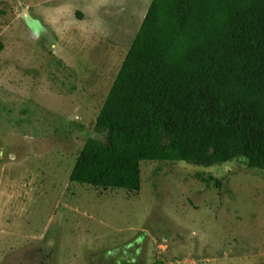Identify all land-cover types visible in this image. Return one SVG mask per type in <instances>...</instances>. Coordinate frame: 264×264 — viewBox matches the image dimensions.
I'll list each match as a JSON object with an SVG mask.
<instances>
[{
	"label": "rangeland",
	"instance_id": "1",
	"mask_svg": "<svg viewBox=\"0 0 264 264\" xmlns=\"http://www.w3.org/2000/svg\"><path fill=\"white\" fill-rule=\"evenodd\" d=\"M151 0H0V264H264V172L142 162L69 182Z\"/></svg>",
	"mask_w": 264,
	"mask_h": 264
},
{
	"label": "trees",
	"instance_id": "2",
	"mask_svg": "<svg viewBox=\"0 0 264 264\" xmlns=\"http://www.w3.org/2000/svg\"><path fill=\"white\" fill-rule=\"evenodd\" d=\"M69 182L137 193L142 162L264 172V0H151Z\"/></svg>",
	"mask_w": 264,
	"mask_h": 264
}]
</instances>
